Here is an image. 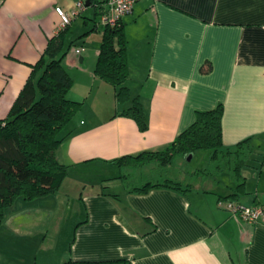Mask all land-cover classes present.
<instances>
[{
  "label": "crops",
  "instance_id": "obj_1",
  "mask_svg": "<svg viewBox=\"0 0 264 264\" xmlns=\"http://www.w3.org/2000/svg\"><path fill=\"white\" fill-rule=\"evenodd\" d=\"M75 1L0 0L1 119L59 32L55 7L70 10ZM106 7L107 0L89 1L60 30L69 46L62 64L73 80L67 97L82 105L55 156L67 166L62 185L76 188L64 195L70 198L58 197L61 185L55 194L19 199L8 208L0 225V264H264V225L219 205L221 196L235 192L227 173L204 174L203 165L181 173L201 182L185 183L188 191L146 193L131 192L124 174L115 173L149 167L116 160L166 148L194 122L196 111L222 103L223 145L249 137L254 145L242 169L245 193L234 200L264 204V0H141L121 18L126 84L146 110L145 131L119 114L116 89L94 73ZM80 46L81 54L72 51ZM69 199L80 210L58 215ZM58 218L69 228L50 235Z\"/></svg>",
  "mask_w": 264,
  "mask_h": 264
},
{
  "label": "trees",
  "instance_id": "obj_2",
  "mask_svg": "<svg viewBox=\"0 0 264 264\" xmlns=\"http://www.w3.org/2000/svg\"><path fill=\"white\" fill-rule=\"evenodd\" d=\"M119 22L104 27L94 73L116 89L117 100L122 106L119 114L133 119L138 128L145 131L148 128L146 110L137 97L131 96L126 84L129 77L127 41ZM64 37L65 30L49 39L8 115L0 118V225L6 210L17 200H34L55 194L67 177V166L58 162L55 150L71 135L69 124L82 103L67 97L73 80L62 64L69 48L64 45ZM127 102L130 105L126 107ZM222 115V103L213 109L198 110L194 122L166 148L124 156L116 162L133 168L155 164L160 171L167 170V166L173 165L178 157L185 158L206 150L209 151L208 167L199 171L204 174L227 173L235 181L236 188L235 192L221 196V199L234 200L245 193L246 178L242 169L252 160L254 145L249 137L232 147L224 146ZM121 177L132 179L128 174ZM126 184L131 192L136 193L155 188L185 192L191 188L189 184L172 178L147 181L142 185H130L129 181ZM106 187L102 188V193ZM106 194L113 198L118 196Z\"/></svg>",
  "mask_w": 264,
  "mask_h": 264
},
{
  "label": "built area",
  "instance_id": "obj_3",
  "mask_svg": "<svg viewBox=\"0 0 264 264\" xmlns=\"http://www.w3.org/2000/svg\"><path fill=\"white\" fill-rule=\"evenodd\" d=\"M86 1L88 0H76L74 7L70 10H65L60 6L55 7V12L60 19L57 26L58 31L69 25L81 14ZM139 1L141 0H107V7L101 17V22L110 26L118 24L123 16L132 12L134 5ZM151 1L155 2L156 0ZM72 51L81 54L84 47L80 46ZM219 205L228 211L231 216L238 217L251 224L260 223L264 225V204L248 205L241 201L221 200Z\"/></svg>",
  "mask_w": 264,
  "mask_h": 264
},
{
  "label": "rangeland",
  "instance_id": "obj_4",
  "mask_svg": "<svg viewBox=\"0 0 264 264\" xmlns=\"http://www.w3.org/2000/svg\"><path fill=\"white\" fill-rule=\"evenodd\" d=\"M208 154H209V151L200 150L197 153H195L194 156L192 155L193 157H191V159H188V157H185V158H179L178 157V158H176L174 160L173 165L167 166L168 169L165 170V171L169 172V176L171 178L183 179L182 181L184 183H188V182H192L193 183L194 182V183L200 184L201 182H199L198 180H195V179H193V180H191L190 178L184 179L182 177L181 173H183L185 171H187V172L193 171L194 169L202 167L203 165H205L203 168L208 167V156H209ZM159 168L160 167H158V169H156V168L155 169H151V166L149 165V167H144V169H140V170L136 169V170H134L135 172H133L132 179L128 178L129 184L130 185H142V184H144L147 181H156L157 179L158 180L161 179V177H159V175H158L159 174V172H158ZM128 171L129 170H127L125 168H122L120 170L116 168L115 173L122 172L125 175L126 172H128ZM77 184L78 183H76V185ZM74 188H76V187L75 186H68V185H64L63 184L61 189H60V191H59L58 197L61 196V197L65 198V199L66 198H70V194L74 190ZM109 190L110 191H114V188L111 187V188H109ZM67 193H70L69 196L64 197V195L67 194ZM70 200L71 199H69V206H67L66 204H64V206H63V212L64 213H61V212L59 214L57 213L58 215L64 214L65 216H70L73 210H75V211L76 210H80L79 203L72 202ZM64 226L66 228H69L68 225L67 226L65 225V219H63L62 222H60L59 218H58V220L55 219L51 223V226H50V229H49V234L55 236V235H57L59 233H62L64 231L63 230Z\"/></svg>",
  "mask_w": 264,
  "mask_h": 264
},
{
  "label": "water",
  "instance_id": "obj_5",
  "mask_svg": "<svg viewBox=\"0 0 264 264\" xmlns=\"http://www.w3.org/2000/svg\"><path fill=\"white\" fill-rule=\"evenodd\" d=\"M88 2H89V0L86 1V3H88ZM191 157H192V154L188 156V159H191Z\"/></svg>",
  "mask_w": 264,
  "mask_h": 264
}]
</instances>
